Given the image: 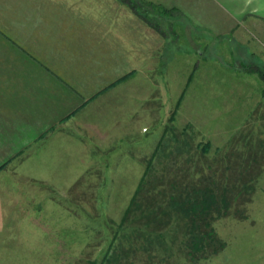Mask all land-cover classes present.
Listing matches in <instances>:
<instances>
[{
    "label": "rangeland",
    "instance_id": "obj_1",
    "mask_svg": "<svg viewBox=\"0 0 264 264\" xmlns=\"http://www.w3.org/2000/svg\"><path fill=\"white\" fill-rule=\"evenodd\" d=\"M116 4L119 26L132 14L130 73L115 81L114 99L86 101L66 122L0 126L5 211L21 232L35 215L37 264H264V34L216 35L183 11L153 15L157 31L128 0ZM161 141L137 199L144 212L127 217ZM193 184L231 206L213 221L224 249L199 261L179 244L186 219L167 207ZM152 209L167 227L149 222ZM159 233L167 249L148 250L141 237L133 247L132 237Z\"/></svg>",
    "mask_w": 264,
    "mask_h": 264
},
{
    "label": "crops",
    "instance_id": "obj_2",
    "mask_svg": "<svg viewBox=\"0 0 264 264\" xmlns=\"http://www.w3.org/2000/svg\"><path fill=\"white\" fill-rule=\"evenodd\" d=\"M172 1L191 22L216 35L242 29L264 34V0ZM116 5V0H0V126L49 127L75 117L86 101L114 99V83L130 73L133 51L132 14L119 26L126 22ZM146 45H141L145 56ZM3 189L0 185V264L42 262L33 241L35 215L25 220L31 229L21 232L20 218L4 209ZM21 233L33 242L21 243Z\"/></svg>",
    "mask_w": 264,
    "mask_h": 264
},
{
    "label": "trees",
    "instance_id": "obj_3",
    "mask_svg": "<svg viewBox=\"0 0 264 264\" xmlns=\"http://www.w3.org/2000/svg\"><path fill=\"white\" fill-rule=\"evenodd\" d=\"M128 2L131 4V7L135 13L157 31H160L161 27L160 23L155 20V17L153 18V15H156L157 17H162L164 15L171 16L173 12H180L175 7L171 8V10H167L162 6L157 7L154 3L145 0H142L140 3H135L133 0H128ZM188 144L189 142L185 141L183 146ZM161 145L162 141L152 154L149 166L147 167L145 175L141 181V185L136 191L132 199V203L126 211L127 217L137 209L144 212V206H142L137 200L138 195L142 190L143 184L147 181L146 177L150 173V164L152 161H154V158L158 156L159 151L165 152L164 147ZM202 147L203 153L207 152L210 148V144L206 143ZM7 162L0 165V170L5 168ZM174 162H176V160H174ZM167 207L168 209L171 208L173 211L180 212L182 218L186 219L184 224L185 232L183 238L179 241V244L190 259L193 261H199L200 259L216 255L224 249L225 243L218 238L213 227V221L216 216L220 217L223 211L227 214L231 206L228 203L227 197L218 195L214 187L209 185H190L189 187L185 188L182 194L180 193L178 196H170L169 200L167 201ZM149 214L150 223L155 221L159 227H167L169 225V222L166 219H157L158 216L156 209L150 210ZM165 214L168 215V213ZM139 237L148 241V250H154L156 248L154 247L156 243H159L161 248H166V246H168L166 235L159 233L151 237H132V240H134L135 243L133 247H137V244H140L142 241L139 240ZM177 239L178 238H174V240Z\"/></svg>",
    "mask_w": 264,
    "mask_h": 264
}]
</instances>
